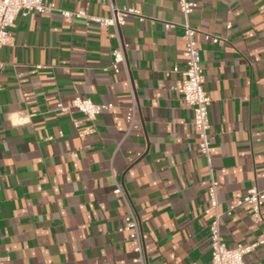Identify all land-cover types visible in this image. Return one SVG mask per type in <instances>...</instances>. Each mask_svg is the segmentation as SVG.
Segmentation results:
<instances>
[{"label": "crops", "instance_id": "1", "mask_svg": "<svg viewBox=\"0 0 264 264\" xmlns=\"http://www.w3.org/2000/svg\"><path fill=\"white\" fill-rule=\"evenodd\" d=\"M44 1L111 15L108 0ZM111 1L144 18L130 14L117 30L59 11L19 14L0 49V264H134L116 181L153 264H209L211 171L221 212L264 189V0H194L189 21L213 100L211 163L172 71L186 66L183 28L165 26L185 20L179 0ZM76 95L112 106L94 120L56 109ZM221 230L231 247L264 238V205L260 220L249 205L224 214ZM246 260L264 264V244Z\"/></svg>", "mask_w": 264, "mask_h": 264}, {"label": "built area", "instance_id": "2", "mask_svg": "<svg viewBox=\"0 0 264 264\" xmlns=\"http://www.w3.org/2000/svg\"><path fill=\"white\" fill-rule=\"evenodd\" d=\"M111 7L110 16H100L89 13L85 8L77 10H68L57 7L54 3L46 4L44 0H0V49L12 43L14 35L12 27H14L16 18L19 14L27 15L32 12H50L59 11L64 19L70 21L75 18H84L87 24L92 22L105 26H114L119 29L125 24L126 17L130 14L139 15L142 19L140 11L134 8H118L108 0ZM180 10L184 16L181 23L166 22V28L181 26L184 30L185 39V57L186 66L180 68L175 66L173 72L182 75V84L176 89L184 96L185 101L193 107L194 118L193 123L198 130L199 150L206 155L211 163L210 153V107L212 105V97L205 87V74L202 63L201 50L198 45L197 34L200 29L193 26L189 17L198 6V2L194 0H179ZM206 40H212L217 43L221 37L204 33ZM127 44L123 41L119 42L118 47L113 51L112 67L118 71L120 64L124 63V50ZM112 104L97 103L89 97L76 95L69 105L58 102L56 109L62 112H70L72 108H76L85 114L89 119L94 120L104 110L110 108ZM77 124V123H76ZM218 180L211 171L209 192V206L204 212L211 215L212 219L209 226L211 260L209 264H249L246 255L254 251L258 245L264 244V238L248 243L238 244L235 247L229 246L223 239L221 230V219L224 214L231 215L240 206L249 205L252 209L253 217L256 220L262 219V207L264 205V189L257 186L250 187L246 194L231 203L226 212H221L219 208L218 197ZM114 193L122 197L128 208L125 215L124 224L121 231L127 232L129 237L135 241L133 257L134 264H153L148 257L146 239L147 234L143 230L141 219L139 218L135 207L119 181H116Z\"/></svg>", "mask_w": 264, "mask_h": 264}]
</instances>
